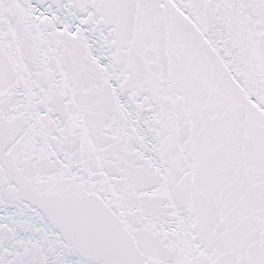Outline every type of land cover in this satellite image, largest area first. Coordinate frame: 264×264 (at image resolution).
Listing matches in <instances>:
<instances>
[{
  "label": "snow or ice",
  "instance_id": "6c2138e0",
  "mask_svg": "<svg viewBox=\"0 0 264 264\" xmlns=\"http://www.w3.org/2000/svg\"><path fill=\"white\" fill-rule=\"evenodd\" d=\"M0 264H264V0H0Z\"/></svg>",
  "mask_w": 264,
  "mask_h": 264
}]
</instances>
